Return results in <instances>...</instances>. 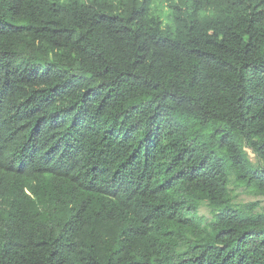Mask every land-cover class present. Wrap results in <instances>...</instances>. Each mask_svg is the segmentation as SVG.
I'll return each instance as SVG.
<instances>
[{
  "label": "trees",
  "instance_id": "trees-1",
  "mask_svg": "<svg viewBox=\"0 0 264 264\" xmlns=\"http://www.w3.org/2000/svg\"><path fill=\"white\" fill-rule=\"evenodd\" d=\"M243 192L264 0H0V264H264Z\"/></svg>",
  "mask_w": 264,
  "mask_h": 264
},
{
  "label": "rangeland",
  "instance_id": "rangeland-1",
  "mask_svg": "<svg viewBox=\"0 0 264 264\" xmlns=\"http://www.w3.org/2000/svg\"><path fill=\"white\" fill-rule=\"evenodd\" d=\"M164 7L167 8V2H165ZM248 156L252 161H256L255 156L252 152L248 151ZM236 202H244V203H250L254 202L256 203V208L257 210L264 211V196H259V195H252L248 193H241L240 195H237L235 197ZM202 213L207 214L206 209H202Z\"/></svg>",
  "mask_w": 264,
  "mask_h": 264
}]
</instances>
